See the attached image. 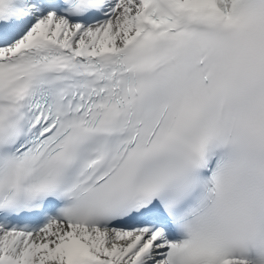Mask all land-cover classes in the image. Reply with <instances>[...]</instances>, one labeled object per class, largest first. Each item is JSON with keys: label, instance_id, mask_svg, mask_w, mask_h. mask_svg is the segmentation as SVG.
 Listing matches in <instances>:
<instances>
[{"label": "snow or ice", "instance_id": "1", "mask_svg": "<svg viewBox=\"0 0 264 264\" xmlns=\"http://www.w3.org/2000/svg\"><path fill=\"white\" fill-rule=\"evenodd\" d=\"M0 264H264V0H0Z\"/></svg>", "mask_w": 264, "mask_h": 264}]
</instances>
